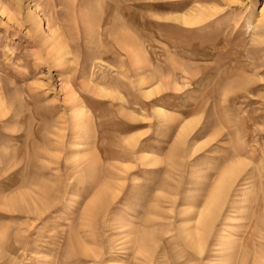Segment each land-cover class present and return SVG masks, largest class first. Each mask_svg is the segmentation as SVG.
<instances>
[{"label": "rangeland", "instance_id": "1", "mask_svg": "<svg viewBox=\"0 0 264 264\" xmlns=\"http://www.w3.org/2000/svg\"><path fill=\"white\" fill-rule=\"evenodd\" d=\"M0 256L264 264V0H0Z\"/></svg>", "mask_w": 264, "mask_h": 264}, {"label": "bare ground", "instance_id": "2", "mask_svg": "<svg viewBox=\"0 0 264 264\" xmlns=\"http://www.w3.org/2000/svg\"><path fill=\"white\" fill-rule=\"evenodd\" d=\"M182 21L185 23L191 22V21L185 20L184 16L182 17ZM150 93H152V92H150ZM103 94H105V92ZM190 123L187 125L185 123L184 127L182 125L183 128L181 127L182 128L181 131L183 133H184V131H186V133H188V131H190L189 127L192 128V126H193V124H191L192 126H190ZM132 139L133 138H131V142L133 141ZM239 167L240 166H238V167L234 166V163H233V165H231V167H229L227 170L223 171V173L220 176V179L218 180V182H216L217 184L215 185L214 189L210 193V196L208 197L206 204H204L203 208H201L200 211L197 212V215L194 218V224L192 226H190L189 228H187L186 230L184 229L186 231L185 237H186L191 249H193L197 253H200L203 250V247H204V244L206 242L209 231H210V229H211V227H212V225L216 219V211L219 210V207L221 206L225 196L227 195L230 186L234 182V179L236 177L237 168H239ZM106 191H105L104 186L102 188H99L95 192V194L92 196L90 203H89L90 204L89 207H91L92 205L93 206L98 205L103 199H105L106 198L105 195L107 193ZM248 258H250V257H248ZM250 259H251V262L254 261L256 263V261L254 259L253 260H252V258H250ZM250 259H249V261H250ZM260 264H261V262H260Z\"/></svg>", "mask_w": 264, "mask_h": 264}]
</instances>
